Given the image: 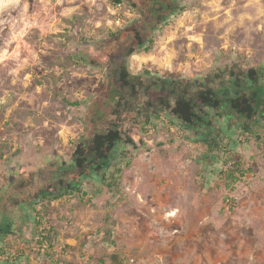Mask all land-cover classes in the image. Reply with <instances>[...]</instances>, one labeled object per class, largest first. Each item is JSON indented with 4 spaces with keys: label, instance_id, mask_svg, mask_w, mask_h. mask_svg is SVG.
I'll list each match as a JSON object with an SVG mask.
<instances>
[{
    "label": "rangeland",
    "instance_id": "rangeland-1",
    "mask_svg": "<svg viewBox=\"0 0 264 264\" xmlns=\"http://www.w3.org/2000/svg\"><path fill=\"white\" fill-rule=\"evenodd\" d=\"M161 1L173 12L143 33L153 48L128 56L153 0H0V264H264L262 121L247 133L205 108L241 164L233 189L219 174L233 162L201 135L135 109L122 126L135 145L81 191L40 199L95 110L112 109L108 73L122 61L134 74H212L222 95L234 65L260 68L264 84V0Z\"/></svg>",
    "mask_w": 264,
    "mask_h": 264
},
{
    "label": "trees",
    "instance_id": "trees-1",
    "mask_svg": "<svg viewBox=\"0 0 264 264\" xmlns=\"http://www.w3.org/2000/svg\"><path fill=\"white\" fill-rule=\"evenodd\" d=\"M172 6L165 1H157L152 17L166 25L167 17L173 12ZM154 42L153 34L147 36L136 30L130 39L127 55L148 52ZM261 73L258 67L243 69L234 65L229 71V90L222 95L209 83L212 74L206 76V82L191 77L161 76L149 69L134 74L128 64L122 61L108 73V84L111 85L108 103H113L112 109L95 110L93 128L76 142L72 162L51 174L50 189L43 190L40 199L53 201L81 191L82 181L86 177L91 173L101 174L107 169L119 144L135 145L132 132L122 127L124 116L135 109L139 115L146 111L149 121L160 110L168 111L201 135L208 153L218 152L226 157L224 160L218 157L224 167L228 162H233V167L219 171L226 185L233 189L234 184L244 176L243 172L238 173L241 164L233 161L223 130L214 125L205 108H212L217 115L226 117L232 124L240 121L245 132L255 133V124L264 122V84L260 83ZM215 74L219 76V72ZM256 134L264 144V133Z\"/></svg>",
    "mask_w": 264,
    "mask_h": 264
},
{
    "label": "flooded vegetation",
    "instance_id": "flooded-vegetation-1",
    "mask_svg": "<svg viewBox=\"0 0 264 264\" xmlns=\"http://www.w3.org/2000/svg\"><path fill=\"white\" fill-rule=\"evenodd\" d=\"M157 1H161V0H153V6L148 9L149 16L143 20L141 25L137 26V30L141 31L142 33H144L146 30H148L151 27V24H153V22L155 21V18L152 17V15L154 14L153 11H155L154 8H155V4ZM122 50H123V48H121L120 52H122ZM122 56H124V55H122ZM122 56L120 55L119 57H122Z\"/></svg>",
    "mask_w": 264,
    "mask_h": 264
}]
</instances>
